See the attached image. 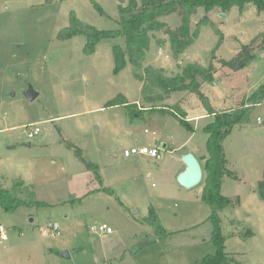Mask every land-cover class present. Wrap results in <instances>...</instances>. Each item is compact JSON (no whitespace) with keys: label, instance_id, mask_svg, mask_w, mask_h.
<instances>
[{"label":"rangeland","instance_id":"1","mask_svg":"<svg viewBox=\"0 0 264 264\" xmlns=\"http://www.w3.org/2000/svg\"><path fill=\"white\" fill-rule=\"evenodd\" d=\"M120 2L128 0H0V185L28 201L15 211L0 209L8 235L0 238V264H198L217 252L212 209L203 199L208 156L203 127L214 115L190 90H176L156 104L177 113L179 106L192 131L170 111L109 105L125 95L131 103L151 106L130 63L113 71L112 48L125 46L124 37L102 39L92 54L84 51L83 35L59 38L72 12L97 28H118ZM205 16L224 34L216 58L212 50L219 36L208 24L177 57L168 36L154 32L145 65L174 75L189 62H213V79L201 85L210 104L221 112L251 108L224 142L228 166L238 178L227 175L222 193L241 202L220 217L225 250L236 260L231 264H264V200L257 191L264 180V101H247L264 82V47L238 71L219 60L233 58L257 36L264 39V11L254 4L226 12L201 7L191 17V29ZM160 20L172 28L182 22L178 13ZM29 87L39 92L34 100L26 96ZM35 124L41 132L29 138L26 126ZM68 142L81 147L97 168H87ZM152 144L160 158L124 155L125 147ZM188 152L203 167V179L193 187L178 181ZM151 210L166 233L149 223ZM104 222L112 232L98 228ZM51 223H59L61 235L43 233ZM248 228L253 234H246ZM63 250L70 257L62 256Z\"/></svg>","mask_w":264,"mask_h":264},{"label":"trees","instance_id":"2","mask_svg":"<svg viewBox=\"0 0 264 264\" xmlns=\"http://www.w3.org/2000/svg\"><path fill=\"white\" fill-rule=\"evenodd\" d=\"M47 1L52 2L54 0ZM247 4H254L258 10L264 11V0H128L126 4L120 2L118 5L119 27L116 29L97 28L94 25L85 23L76 13L72 12L69 26L59 33L60 39L83 35L86 38L84 47L86 54L94 53L97 44L106 37H124L125 46L114 44L112 48L115 58L113 71L118 73L130 63L134 77L142 82L143 99L145 102L151 104L148 110L170 111L187 130H195V127L191 125L186 118L187 116H185V113L179 106H177V113L167 107L156 104L158 100L169 97L176 90H190L199 96L206 105L208 113L214 115V119L203 127V130L208 134V156L204 164L205 184L203 188V199L212 209L211 218L215 223L212 238L217 246V252L206 256L198 264H231L236 261L225 250L226 239L222 233V220L220 217L221 211L241 202L240 197L232 198L222 193V186L227 175L236 179L238 178V174L228 166L224 142L233 128L241 124L251 108H248L244 104L235 110L221 112L210 104L208 96L201 89V85L204 81L213 79L214 73L216 72V67L213 62L207 65L198 62H189L177 74L168 75L161 67L153 64L145 65L146 54L153 40L154 32H162L168 36L172 54L177 57L184 53L198 39L202 28L210 24L219 36L212 50L214 59L216 58V51L224 40L222 30L207 16L202 17L197 22L195 29L192 30L191 17L201 7L210 10L220 6L226 12L234 6L243 8ZM94 5L102 15H108L100 3L95 1ZM171 13H178L182 20L181 24L175 28H172L167 22L160 20V17ZM258 38L259 36L249 44H243L233 58H220V63L233 71L247 67L257 56L256 50L264 47V39L260 41ZM158 42L161 44L164 41L158 39ZM247 101L252 105L264 101V82L249 96ZM118 104H124L128 108H137L139 109L137 110L138 112L144 111V109L137 107V103H131L125 95H120L109 102V105ZM67 144L76 150L78 157L87 168H97V164L89 161L84 156L81 147L73 142H68ZM18 185H21V183H17L15 186ZM257 191L260 198L264 200V180L259 182ZM26 203H28L27 199L18 196L8 187L0 185V209L6 212L15 211L19 206ZM148 221L154 226L157 233L160 235L166 233L153 210H151V216L148 218ZM239 224L241 225V221H239ZM246 234H253V231L248 228Z\"/></svg>","mask_w":264,"mask_h":264},{"label":"built area","instance_id":"3","mask_svg":"<svg viewBox=\"0 0 264 264\" xmlns=\"http://www.w3.org/2000/svg\"><path fill=\"white\" fill-rule=\"evenodd\" d=\"M159 53L161 54V50L159 51ZM261 120L262 119L259 117L258 121L261 122ZM26 128L29 138H33L41 132V127L36 124L31 126H26ZM133 154L145 155L154 158L161 157V152L159 147H154L149 145L132 146L124 149V155L131 156ZM98 228L106 232L113 231L112 227L105 222L102 223ZM94 229L97 230V227H94ZM43 233L46 236L47 235L58 236L61 235L62 232L59 223H51L47 226V228L43 229ZM0 238L3 240H6L8 238L6 227L2 224H0Z\"/></svg>","mask_w":264,"mask_h":264},{"label":"water","instance_id":"4","mask_svg":"<svg viewBox=\"0 0 264 264\" xmlns=\"http://www.w3.org/2000/svg\"><path fill=\"white\" fill-rule=\"evenodd\" d=\"M223 17H226L225 13L221 14ZM264 57V53L261 54ZM39 92H37L33 87H29L26 90V96L34 100L38 97ZM30 145V143H27ZM163 146H166L165 144ZM183 161L185 162L186 168L178 175V181L185 187H193L199 184L203 179V167L199 159L191 152H188L183 155ZM33 221V218H31ZM60 254L64 257H70L68 250H63Z\"/></svg>","mask_w":264,"mask_h":264},{"label":"crops","instance_id":"5","mask_svg":"<svg viewBox=\"0 0 264 264\" xmlns=\"http://www.w3.org/2000/svg\"><path fill=\"white\" fill-rule=\"evenodd\" d=\"M126 98H127V96H126ZM127 99H128V98H127ZM128 100H129V99H128ZM136 102H137L138 107L141 108V109H144V111H145L146 109L149 108V106H147V105H146V106L143 105L144 107H142V105L140 106L138 100H136ZM136 102L134 101L133 103H136ZM163 145H164V144H163ZM165 145H166V146H163V147H167L168 144H165ZM149 146H151V145H149ZM152 146H154V147H158V146L155 145V144H152ZM125 148H127V147H125ZM199 161H200V160H199ZM185 168H186V165L184 166L183 170H181V172L184 171ZM181 172H180V173H181ZM105 223H107V222H105Z\"/></svg>","mask_w":264,"mask_h":264}]
</instances>
